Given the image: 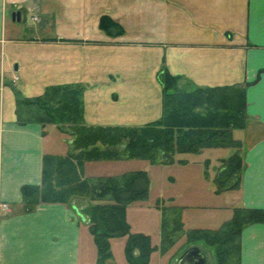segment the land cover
Wrapping results in <instances>:
<instances>
[{
	"label": "crops",
	"instance_id": "obj_1",
	"mask_svg": "<svg viewBox=\"0 0 264 264\" xmlns=\"http://www.w3.org/2000/svg\"><path fill=\"white\" fill-rule=\"evenodd\" d=\"M104 14L125 33L102 30ZM162 67L178 76V90L246 88L247 125L233 131L245 166L241 187L228 192L234 207L264 208V0H0V202L10 206L0 209V264H98L89 217L76 204L22 210V186L42 183L44 156L61 153L63 139L48 141L41 122L21 123L18 98L80 85L85 124L142 126L162 116ZM207 149L224 148L203 149L200 162L213 161ZM223 158L215 157L214 178ZM240 264H264L263 222L243 229Z\"/></svg>",
	"mask_w": 264,
	"mask_h": 264
},
{
	"label": "trees",
	"instance_id": "obj_2",
	"mask_svg": "<svg viewBox=\"0 0 264 264\" xmlns=\"http://www.w3.org/2000/svg\"><path fill=\"white\" fill-rule=\"evenodd\" d=\"M100 28L116 37L125 32L124 27L107 14L101 16ZM159 78L163 87L162 116L142 126L85 124L83 88L80 85L53 86L42 96L17 100L21 123L33 120L46 125L52 123L73 137L67 155L45 154L41 184L22 186V210L32 211L40 203H68L77 196L95 201L89 225L98 247V264H104L111 255L110 238L125 233L129 236L126 244L129 262L148 264L157 246L152 245L149 235L130 232L124 212L128 203L146 195L150 178L146 171L139 170L90 180L83 175L87 160L135 156L152 162H172L179 153L231 147L234 152L221 160L215 175L216 192L241 187L245 166L243 143L234 137L233 131L247 125L246 88L235 84L178 90V76L171 74L166 67L159 71ZM23 108H28L27 112ZM104 199L106 202H102ZM256 222H264V208L235 207L233 216L220 227L193 228L188 237L213 246L218 264H229L228 256L233 249L239 257L243 228ZM167 231L166 219L162 244L168 236ZM235 235L239 237L237 241Z\"/></svg>",
	"mask_w": 264,
	"mask_h": 264
},
{
	"label": "rangeland",
	"instance_id": "obj_3",
	"mask_svg": "<svg viewBox=\"0 0 264 264\" xmlns=\"http://www.w3.org/2000/svg\"><path fill=\"white\" fill-rule=\"evenodd\" d=\"M46 132L49 134V137H46L48 141L56 134L58 143L59 136L63 139L62 144L59 143L62 152L57 155L69 152L68 140H73L70 133H64L52 123L47 124ZM240 134L237 132L236 136H240ZM222 148L224 149L218 151L205 150L206 157L213 159L211 163L200 162L204 155L197 153L189 154L188 160L184 161L175 156L176 159L172 162H152L149 159L135 156L91 159L84 164V174L93 180L98 177L120 176L139 170L148 173L150 178L148 192L128 203L124 212L130 232L147 234L150 236L152 245L157 243V248L152 251L148 264H171V259H177L185 249L193 246H198L201 250L214 254L215 264H218L215 248L203 240L190 239L188 233L193 228H218L233 216L235 198L228 192L229 190L221 193L216 192L214 182L215 157L222 154L226 158L234 152L231 147ZM83 199V197L77 196L70 199L68 203L76 204L82 212L87 213L86 215L90 217L93 215L91 207L95 201L90 199L83 201ZM102 202H106V200L104 199ZM166 219L168 221V236L162 244ZM128 237V233H125L110 238L111 255L108 258L116 259L120 264L129 263L126 256ZM241 237L242 233L240 241ZM238 238L235 235V241ZM95 252L99 258L98 247ZM228 259L229 264H240L241 251L238 257V252L233 249ZM208 263L211 264L209 261Z\"/></svg>",
	"mask_w": 264,
	"mask_h": 264
},
{
	"label": "water",
	"instance_id": "obj_4",
	"mask_svg": "<svg viewBox=\"0 0 264 264\" xmlns=\"http://www.w3.org/2000/svg\"><path fill=\"white\" fill-rule=\"evenodd\" d=\"M12 19L14 21H20L21 12H13ZM82 216L84 217L83 214ZM177 264H208V256L207 253L201 250L198 246H193L188 248L183 254H181L177 261Z\"/></svg>",
	"mask_w": 264,
	"mask_h": 264
},
{
	"label": "built area",
	"instance_id": "obj_5",
	"mask_svg": "<svg viewBox=\"0 0 264 264\" xmlns=\"http://www.w3.org/2000/svg\"><path fill=\"white\" fill-rule=\"evenodd\" d=\"M5 208L6 210H10V206L6 203L0 202V209Z\"/></svg>",
	"mask_w": 264,
	"mask_h": 264
}]
</instances>
